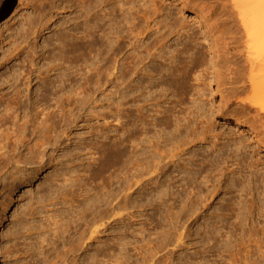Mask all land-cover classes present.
<instances>
[{
  "label": "rangeland",
  "instance_id": "1",
  "mask_svg": "<svg viewBox=\"0 0 264 264\" xmlns=\"http://www.w3.org/2000/svg\"><path fill=\"white\" fill-rule=\"evenodd\" d=\"M240 1L0 0V264H264Z\"/></svg>",
  "mask_w": 264,
  "mask_h": 264
},
{
  "label": "bare ground",
  "instance_id": "2",
  "mask_svg": "<svg viewBox=\"0 0 264 264\" xmlns=\"http://www.w3.org/2000/svg\"><path fill=\"white\" fill-rule=\"evenodd\" d=\"M186 1L188 3H190L193 7L197 8L199 13H200V17L203 18L205 21H207L206 18H208L209 14L211 12H208L205 7L203 8V6L200 7V5L196 2L197 0H186ZM261 2H263V0ZM240 4H242V1L232 0L231 7L237 11L238 16L240 18H244V17H246V15L242 14V9L239 8L241 6ZM262 4H260V5L262 6ZM259 6H257V9L259 10V12H263V14H264V10H262V8H261L262 11H260V9L258 8ZM263 6H264V4H263ZM260 18H262V17L260 16ZM251 28L252 29H251L250 39H251L253 44L250 47V49L248 48L249 52L247 54L248 55V61H249V72H250L249 73V83L251 84V86H255V87L261 86L262 87L261 90L264 91V18L262 20L258 18L257 22ZM247 29L248 28L246 27L245 28L246 32H247ZM212 36H213V38L216 39V41H217L216 46L218 48L221 45H222V47L225 46L221 43V39L219 38L220 36L217 35V33L215 32V29L212 30ZM214 45H213V47H214ZM217 47H216V51H215L216 53L219 51ZM233 83H234V81L231 77V78H229V81L226 84V89H227V93H226L227 105L226 106L229 109H231V107L234 105ZM263 98H264V95H263ZM261 111H263V109H261ZM229 112L233 113V111H229Z\"/></svg>",
  "mask_w": 264,
  "mask_h": 264
}]
</instances>
